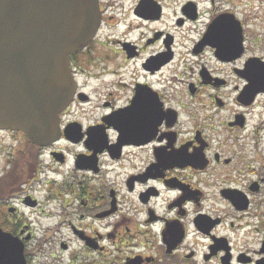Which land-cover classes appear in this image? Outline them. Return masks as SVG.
Wrapping results in <instances>:
<instances>
[{
	"label": "flooded vegetation",
	"instance_id": "flooded-vegetation-1",
	"mask_svg": "<svg viewBox=\"0 0 264 264\" xmlns=\"http://www.w3.org/2000/svg\"><path fill=\"white\" fill-rule=\"evenodd\" d=\"M98 1L62 138L0 128L1 235L26 264H264V18L245 0Z\"/></svg>",
	"mask_w": 264,
	"mask_h": 264
},
{
	"label": "water",
	"instance_id": "water-1",
	"mask_svg": "<svg viewBox=\"0 0 264 264\" xmlns=\"http://www.w3.org/2000/svg\"><path fill=\"white\" fill-rule=\"evenodd\" d=\"M99 24L98 0H0V128L39 144L60 137L59 113L76 89L69 54L87 46ZM252 85L264 88V73ZM0 264H26L23 246L1 234Z\"/></svg>",
	"mask_w": 264,
	"mask_h": 264
},
{
	"label": "rangeland",
	"instance_id": "rangeland-1",
	"mask_svg": "<svg viewBox=\"0 0 264 264\" xmlns=\"http://www.w3.org/2000/svg\"><path fill=\"white\" fill-rule=\"evenodd\" d=\"M239 8H240V11H241L242 15H243L244 18H246V19H247L246 16H249V15L252 14V11H255V17H256L257 15H260L261 17L264 18V0H245V1H243V2L239 5ZM248 23H249L250 25H252V18H251V21L248 22ZM257 25H259V24L255 21V29L258 28ZM261 25L264 27V24H261ZM255 46H256V43H255ZM257 49H259V50H263V49H264V46H260V47L257 48ZM262 109H263V108H257L255 113H259ZM257 119H258V116H255V121H257ZM262 136H263V137H262ZM239 137H242V133L240 134ZM246 137H248V136H246ZM261 137H262V139H264V133H262V134L260 135V138H261ZM234 152H235V151L232 150V151L230 152V154L232 155V154H234ZM242 154H245V155H246L245 151L242 152ZM0 160H3L1 154H0ZM0 166L3 167V166H4V162H1V163H0ZM68 167H70V165H68ZM124 177H125V174H123L122 178H124ZM58 178H61V177H58ZM76 181H81V179L76 178ZM36 190H37V189H36ZM77 192H79V191L77 190ZM62 193H63V197H64V198L67 197V198L70 200V205H71V207L74 208V209H76V207H77V202L74 200V196H73L72 194H69V193H64V191H62ZM63 237H64V238H67L66 235H63V234H62L59 238L53 239V241H54V245H53V246L56 247L55 250L57 249V252H58V253L60 252V245H59V243H60V241H61L60 239H63ZM42 239H43V238H42L41 236H39L38 238H36V241L32 243V246H33L36 250H37V248H38V246H39V241L42 240ZM34 248H33V249H34ZM37 253H38V251H36V254H37ZM37 261H39L38 263L43 264V263H41L42 260H41L40 258H39V260H37Z\"/></svg>",
	"mask_w": 264,
	"mask_h": 264
}]
</instances>
